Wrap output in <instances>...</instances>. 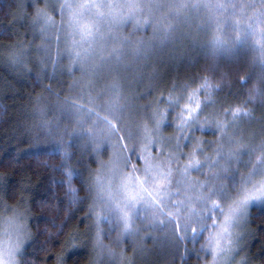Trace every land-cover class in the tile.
<instances>
[{
    "label": "snow or ice",
    "instance_id": "snow-or-ice-1",
    "mask_svg": "<svg viewBox=\"0 0 264 264\" xmlns=\"http://www.w3.org/2000/svg\"><path fill=\"white\" fill-rule=\"evenodd\" d=\"M0 11L11 17L0 36L31 35L0 46V60L35 71L32 83L41 88L13 139L27 143L32 158L59 157L51 171L61 175L30 201L0 202V264H41L40 253L46 261L85 206L80 222L89 223L69 235L57 264L89 244L90 264H160L163 257L176 264L177 256L181 264L191 256L234 264L251 209L264 207V0H12ZM178 52L181 64L199 68L181 78L177 67L169 78L160 69L175 66ZM76 72L60 115L49 121L44 94L59 100L53 84ZM65 116L75 120L71 132L61 129ZM81 139L92 146L94 170L82 167L83 151L80 170L72 164ZM106 151V162L96 159ZM9 158L19 163L22 155ZM51 185L65 189L67 206L58 200L56 217L35 218L33 232L30 213L46 205ZM3 188L16 196L6 178Z\"/></svg>",
    "mask_w": 264,
    "mask_h": 264
},
{
    "label": "trees",
    "instance_id": "trees-1",
    "mask_svg": "<svg viewBox=\"0 0 264 264\" xmlns=\"http://www.w3.org/2000/svg\"><path fill=\"white\" fill-rule=\"evenodd\" d=\"M12 0H0V5L11 3ZM25 3V2H24ZM30 4V3H25ZM41 3V7H42ZM13 10H15V5H13ZM29 14L32 13L33 9L31 7L27 8ZM207 14L206 10L200 13V16H205ZM11 17L5 18L4 12L0 11V31L4 30V27L8 25ZM18 35L12 36H0V46H6L16 42L18 39L25 40V43L31 39V36H24V29H17ZM144 38H147L151 35L149 30L147 33L139 34ZM35 43H39L37 40ZM2 51V49H0ZM177 59L175 61V66L165 69L161 68L160 71L167 70L169 73V78L177 75V67L179 68V76L181 78L194 74L197 68H190L186 64H181L180 58L182 53L175 54ZM171 64L172 62L169 61ZM202 63V62H201ZM8 66L4 61L0 60V202H6L8 204H13L20 198V195H23L26 201H30L33 193L35 192H44L45 188L49 187V181L51 179L60 180V173H53L51 171L52 167L59 164V157L48 158L44 155H41L39 159L32 158L28 152L24 151L28 149L27 143H18L17 139H13L14 136L18 134L14 131L18 124L22 123L28 114L31 111L33 106L32 102L35 100V97L41 93V88L36 87L32 83V76L35 75L33 71L30 75L22 73L21 71L14 69L10 73L7 68ZM9 72V73H8ZM244 73L241 72V75ZM74 77V76H73ZM73 77H68L65 75L63 79V84L60 86L65 88V83L69 86V80ZM147 81L144 82L143 87L147 86ZM46 84V81H45ZM250 86V85H249ZM59 91L60 98L59 100H64V97L68 93L61 90H53V92ZM77 92V91H76ZM76 92L74 94H76ZM78 93V92H77ZM48 102L58 101L57 97L49 94H44ZM151 97H146L144 100L140 101L141 103H147ZM45 102V100L43 101ZM261 114V110L257 108L256 116ZM52 116V115H51ZM48 119V117H47ZM71 121V129L75 127V120L73 118H68ZM55 121V120H53ZM171 130L169 129V132ZM168 134V133H166ZM213 137L207 136L206 139H212ZM20 152L22 158L19 163H16L14 160H11L9 157L16 152ZM76 155L73 156L74 161L72 162L73 166H76L78 170L79 166L75 164L76 159H79L78 149H75V146L72 149ZM105 152L102 156L96 157L97 160H103ZM83 168L95 169L97 164L95 159L92 162L83 161ZM87 175V172H85ZM7 179L16 189V196L13 199H9L8 195L5 194L3 188L4 180ZM74 186L79 187V184L74 181ZM22 188H28L29 191L21 193ZM52 193L49 194V200L43 207L33 208L30 213L33 217L32 220V231H36V219L39 216L47 217L52 219L57 215L56 204L58 200L65 201V207L67 206V198L65 197V189L63 187H58L56 185H51ZM10 194V192H9ZM83 195V193H80ZM54 197V198H53ZM25 206L31 207V204L28 203ZM86 211V206H85ZM85 211H76L73 219L68 220L67 226L64 228V235L60 237L58 243H54L49 246V252L51 257L45 261V253H40L41 264H57V257L62 254V249L66 247L65 242L68 240L69 235L72 233H79L84 231L85 225L89 221L85 220L81 223V218L84 217ZM64 219V212L59 213V219L57 223H60V220ZM40 228H44L45 225L41 223ZM50 231H55V229H49ZM245 239L242 242L243 250L236 256L234 264H240L241 261H246V264H264V207L256 205L251 209L249 223L245 226ZM107 243V241H105ZM149 247H151V242H149ZM198 246V245H197ZM191 247V245H189ZM127 254L132 255L131 247L128 248ZM93 258V253L91 251V245L88 247H78L73 249V254L71 259L67 261V264H90ZM155 259V256L151 257ZM170 257H163L160 260V264H165L166 260H170ZM176 264H181L179 256L176 257ZM187 264H198L194 256L187 258Z\"/></svg>",
    "mask_w": 264,
    "mask_h": 264
},
{
    "label": "rangeland",
    "instance_id": "rangeland-1",
    "mask_svg": "<svg viewBox=\"0 0 264 264\" xmlns=\"http://www.w3.org/2000/svg\"><path fill=\"white\" fill-rule=\"evenodd\" d=\"M30 3L31 2V0H23V3ZM56 20H57V22H59V17L57 16L56 17ZM129 31H130V29H129ZM31 36V35H30ZM140 36V35H139ZM139 36H137V37H135L136 39H138V37ZM37 41L39 42V40L37 39ZM67 60H65L64 61V64H65V66H67ZM7 70L10 72V73H12V71H14V69L12 68V67H8L7 68ZM8 72V73H9ZM80 78V72H76L75 74H74V77L73 78H71L70 80H69V83L68 84H71L72 83V81H73V79H79ZM48 82L46 81V84H47ZM60 86L61 85H56V84H53V90H56V89H58V90H61V88H62V91L63 92H67V88H68V86L66 85V83H65V88L64 87H61L60 88ZM0 87L3 89L4 88V86L2 87V85H0ZM78 93H77V92ZM75 92H76V94H79V89H76L75 90ZM45 100V102H43V103H45L46 105H48L49 106V108H48V120L49 121H53V120H55L56 119V117H58L59 115H60V113H59V108H58V106L59 105H61L62 104V100H58V101H51V102H48V100H50V99H47L46 100V98L44 99ZM52 115V116H51ZM68 118H70V116H65L61 121H60V126H61V129H64V128H67L68 129V131L71 129V120L70 119H68ZM72 118V117H71ZM75 125V124H74ZM73 130V129H72ZM71 130V131H72ZM70 131V132H71ZM85 145H87V147L85 148L84 146ZM75 146V149H78V155H80V152L81 151H83L84 152V163L86 162V160H87V158H88V156L89 155H91V148H92V146L91 145H89L88 144V141L86 140V139H81V140H78L77 142H76V144L74 145ZM103 159H104V161L106 162L108 159H109V152H105V155H104V157H103ZM77 160V159H76ZM74 161V159H72V162Z\"/></svg>",
    "mask_w": 264,
    "mask_h": 264
}]
</instances>
